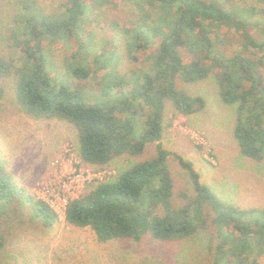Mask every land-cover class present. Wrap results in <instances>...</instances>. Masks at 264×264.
I'll return each instance as SVG.
<instances>
[{"label":"trees","instance_id":"obj_1","mask_svg":"<svg viewBox=\"0 0 264 264\" xmlns=\"http://www.w3.org/2000/svg\"><path fill=\"white\" fill-rule=\"evenodd\" d=\"M121 1L139 14L131 27L121 30L130 39L128 56L145 60L146 69L121 73L116 69L121 59L109 67L113 54L104 48L88 52L82 42L65 58V69L78 78L95 80L102 72L99 85L106 80L107 91L92 90L105 94L103 101L89 99L94 101L89 104L80 87L54 81L48 66L53 68V61L47 62V55L52 44L78 38L80 18L96 7L116 4L112 0H61L53 13H46L37 0H19L10 33L14 55L0 57V80L17 76L15 97L29 114L62 118L75 126L82 160L106 164L121 155H139L154 143L152 157L69 199L66 222L88 228L101 243L140 241L146 235L182 241L210 226L216 241L209 264H258L264 255V209L222 202L200 181L192 162L165 149L161 138L167 102L183 115L205 105L202 96L177 88L176 80L193 83L212 74L221 100L237 105L232 134L240 153L264 158V7L230 0ZM254 29L257 36L251 33ZM230 31L237 35L238 48L227 54L223 43ZM154 39L157 48L150 50ZM71 60L77 65L71 67ZM171 155L192 186V194L181 193L178 206L172 201L174 182L167 164ZM8 203L26 206L47 228L58 219L53 208L17 184L0 161V209ZM11 208L17 211L15 205ZM3 243L0 230V249Z\"/></svg>","mask_w":264,"mask_h":264},{"label":"rangeland","instance_id":"obj_2","mask_svg":"<svg viewBox=\"0 0 264 264\" xmlns=\"http://www.w3.org/2000/svg\"><path fill=\"white\" fill-rule=\"evenodd\" d=\"M60 1L37 0L46 13L58 11ZM230 1L237 5L264 7L262 0ZM18 2L0 0V57L4 59L14 55L10 33ZM112 3L116 4L96 7L87 17L80 18L79 37L70 38L66 45L52 44L47 55V62L53 61L54 65L53 68L48 65L53 80L80 87L89 104L94 102L89 99L103 101L107 98L105 94L95 93L106 92L107 82L104 80L99 85L102 72L92 80L78 78L65 69V58L76 49L77 43L82 42L85 50L91 53L104 48L105 52L113 54L109 67H114L121 59L116 66L121 73L144 70L147 66L141 58L131 60L128 56L130 39L121 35L123 28L133 25L138 12L132 4L121 0H112ZM251 33L257 36L255 29ZM236 36L230 31L223 43L227 54L238 48ZM157 42L153 40L150 50H156ZM73 62L70 61L71 67L77 65ZM261 73L264 77V67ZM16 82L15 74L0 80L3 87L0 161L16 183L35 198L47 202L58 219L47 228L31 217L26 206L8 203L2 207L0 230L4 243L0 249V264H209L216 241L210 226L182 241H159L146 235L140 241L121 239L101 243L88 228L66 222L64 208L69 199L85 194L98 183L114 179L121 170L152 157L154 143L147 144L139 155H121L106 164L88 163L79 155L75 126L62 118H36L29 114L15 97ZM176 86L188 94L202 96L205 105L198 112L183 115L167 102L163 113V147L191 161L200 181L222 202L241 208L264 209V158L255 160L240 153L232 134L237 105H227L221 100L212 74L193 83L177 79ZM113 91L107 94L112 96ZM167 164L174 182L172 201L178 206L183 202L181 193L192 194L191 182L172 155ZM12 205L17 208L16 212L12 211ZM258 264H264V255Z\"/></svg>","mask_w":264,"mask_h":264}]
</instances>
